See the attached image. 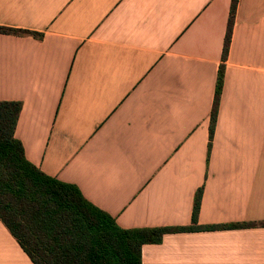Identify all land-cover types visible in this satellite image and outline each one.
<instances>
[{
	"label": "crops",
	"instance_id": "1",
	"mask_svg": "<svg viewBox=\"0 0 264 264\" xmlns=\"http://www.w3.org/2000/svg\"><path fill=\"white\" fill-rule=\"evenodd\" d=\"M231 0H0V101L43 173L123 229L199 226L141 264H264V0H238L208 156ZM242 227H226L233 224ZM0 264H32L0 222Z\"/></svg>",
	"mask_w": 264,
	"mask_h": 264
},
{
	"label": "trees",
	"instance_id": "2",
	"mask_svg": "<svg viewBox=\"0 0 264 264\" xmlns=\"http://www.w3.org/2000/svg\"><path fill=\"white\" fill-rule=\"evenodd\" d=\"M237 3L238 0H231L210 112L208 156ZM0 34L32 36L39 40L43 36L4 26H0ZM21 108L19 101H0V222L32 264H141L142 246L160 243L167 233L224 227L198 225L203 193L200 187L194 195L191 225L121 228L112 216L87 201L77 186L43 173L26 159L21 142L14 136Z\"/></svg>",
	"mask_w": 264,
	"mask_h": 264
}]
</instances>
